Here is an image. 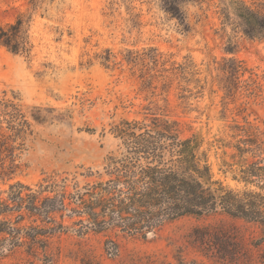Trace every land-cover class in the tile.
Segmentation results:
<instances>
[{
	"label": "rangeland",
	"instance_id": "374dc122",
	"mask_svg": "<svg viewBox=\"0 0 264 264\" xmlns=\"http://www.w3.org/2000/svg\"><path fill=\"white\" fill-rule=\"evenodd\" d=\"M218 2L183 5L188 24L183 31L161 0H45L35 11L28 0H0V25L14 22L18 14L31 15L33 45L28 58L0 46V97L5 94L22 114L41 108V114L57 118L33 124L34 135L16 158L18 168L0 189L16 181L33 186L51 175L67 178L69 192L73 184L81 189L97 180L95 172L117 149L111 126L157 116L177 122L183 138H202L214 178L241 191L243 184L223 173L222 161L230 162L233 153L223 145L235 144V126L249 123L264 131V42L231 28L225 32ZM230 40L233 53L228 54ZM106 50L108 68L100 60ZM126 50L145 58L143 79L140 66L123 60ZM151 50L159 58L156 67ZM227 60L247 70L234 80L231 96L221 72L234 66ZM177 66L185 68L183 75L172 70ZM250 73L260 92L250 87ZM257 239L253 225L216 215L176 220L146 238L68 232L53 239V248L56 264H264V244ZM108 240L118 244L116 256L105 251ZM4 256L0 264L28 259L22 250Z\"/></svg>",
	"mask_w": 264,
	"mask_h": 264
},
{
	"label": "trees",
	"instance_id": "16d2710c",
	"mask_svg": "<svg viewBox=\"0 0 264 264\" xmlns=\"http://www.w3.org/2000/svg\"><path fill=\"white\" fill-rule=\"evenodd\" d=\"M44 1L28 0V5L35 11ZM161 1L165 11L187 31L181 7L207 0ZM217 13L225 32L231 28L250 41L264 42V0H219ZM30 19L31 15L18 14L14 22L0 25V46L11 54L30 57ZM228 42L225 52L230 54L233 45L231 40ZM154 51L150 59L156 67L159 58L156 50H151ZM125 53V63L140 66L143 79L147 70L145 58L129 50ZM100 60L108 68L110 52L106 50ZM227 61L234 66L221 72L229 79L224 89L231 96L234 80L247 70L241 62ZM184 69L177 66L172 70L183 75ZM251 75L250 87L260 92ZM41 111L35 108V114H22L16 104L5 99V94L0 97V182L10 180L18 168L16 158L24 150L26 140L34 135L33 124L57 120ZM235 129V144L223 145L233 150L230 162L222 161L221 166L224 174L243 184L241 191L214 178L202 138L181 137L177 122L157 116L120 121L109 130L118 141L117 149L105 157L102 171L95 172L97 180L81 189L73 184L72 192L68 191L69 180L56 175L33 186L16 181L6 190L0 189V259L5 252L22 250L28 258L23 264H56L53 239L61 234L120 232L146 238L176 220L216 215L253 225L258 231L256 243L264 244V131L249 123ZM65 219L71 221L70 226ZM73 226H78V230L71 231ZM105 251L116 256L119 246L108 240Z\"/></svg>",
	"mask_w": 264,
	"mask_h": 264
}]
</instances>
